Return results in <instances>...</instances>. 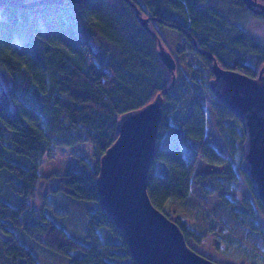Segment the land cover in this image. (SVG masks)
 <instances>
[{"label": "trees", "instance_id": "obj_1", "mask_svg": "<svg viewBox=\"0 0 264 264\" xmlns=\"http://www.w3.org/2000/svg\"><path fill=\"white\" fill-rule=\"evenodd\" d=\"M49 7L59 25L56 32L42 34L46 46L39 47L36 37H29L32 50H14L16 35L25 29L35 31L34 24H27L31 16ZM246 11L250 10L243 0H82L34 8L0 6V27L6 28L0 37V67L12 75L24 74L23 80L7 86L0 82V180L22 197L12 204V197L5 199L0 191V264H40L37 254L15 236L16 226L37 243L69 257L71 264H138L123 232L100 204L96 178L101 156L118 137L119 117L158 93L165 105L148 177L152 203L172 218V198L195 199L196 193L204 200L223 192L221 212L228 224L264 250V207L241 166L243 130L239 119L209 89L213 62L198 49L214 54L223 67L257 76L264 64V42L237 22ZM140 16L149 18L147 26ZM164 26L188 45L170 49L175 59L187 49L202 60L205 70L200 76L188 75L179 62L171 73L161 60L158 39L166 41ZM32 78L38 85L30 92ZM197 81L212 96V117L205 115L204 102L190 88ZM182 107L187 112L176 121ZM206 124L214 127L219 149L205 140ZM84 142L93 145L95 165L81 157L80 169L40 174L42 159L54 157L56 147ZM198 156L228 167L195 172ZM242 180L250 191L247 198L225 194L236 191ZM60 192L90 202L85 241L43 211L46 197ZM38 197L42 200L37 207ZM172 219L187 240H202L204 233L187 226L182 216ZM246 247L240 240L239 254L253 252Z\"/></svg>", "mask_w": 264, "mask_h": 264}, {"label": "water", "instance_id": "obj_2", "mask_svg": "<svg viewBox=\"0 0 264 264\" xmlns=\"http://www.w3.org/2000/svg\"><path fill=\"white\" fill-rule=\"evenodd\" d=\"M81 1L0 0V6L34 8ZM243 1L256 14L264 13V2ZM140 19L147 26L149 18ZM158 43L161 60L174 73L175 57L161 39ZM212 69L214 75L208 80V87L242 124L241 166L264 207V64L257 76L223 67L215 58ZM164 105V96L158 93L144 106L123 113L117 120L118 137L99 162L96 186L100 204L123 232L138 264H223L192 248L180 225L149 197V170Z\"/></svg>", "mask_w": 264, "mask_h": 264}, {"label": "rangeland", "instance_id": "obj_3", "mask_svg": "<svg viewBox=\"0 0 264 264\" xmlns=\"http://www.w3.org/2000/svg\"><path fill=\"white\" fill-rule=\"evenodd\" d=\"M259 1L264 2V0ZM236 20L259 41L264 42V15L246 11L245 15L242 14V16L238 17ZM27 24H34L35 31L29 33V29H25L21 35H16L15 40L11 43L14 50H32L28 41L29 37H36V45L45 47L46 43L41 40L42 34L56 32L58 30L59 20L54 8L49 7L45 11L34 13ZM5 32L6 28L0 27V37ZM161 32L166 38V41L163 43L166 49L175 50L188 46L181 35L168 26L161 28ZM176 60L181 64L182 69L186 70L188 75H192L193 72L195 75L200 76L201 71L205 70V65L202 60L187 49L180 53ZM187 65H192L193 68H189L188 70ZM23 78L24 74L19 71L12 75L7 70L0 67V82L5 86L15 80L21 81ZM32 82L30 92L37 88L38 85L34 78H32ZM199 82H192L190 88L194 91V94L204 102L205 115L207 117H212L213 113L210 109L213 102L212 96ZM30 92H26V95L29 96ZM186 103L187 106L191 104V102ZM186 112L187 108L182 107L177 116H175V120L177 121L178 118L183 116ZM240 127L242 129V126ZM205 140L216 149H219L220 139L214 127L210 124H206ZM81 157L87 159L92 165H95L92 143L84 142L67 147H56L54 157L43 158L38 170L40 174L48 175L50 173H66L72 169H80L82 167ZM28 164L31 163L28 162ZM227 167V163L212 164L202 159L201 156H198L195 164V172L225 170ZM0 191L3 198L8 199L12 197L10 198L12 204H17L22 199L20 195L12 194L8 188H5L1 180ZM222 193L223 192H216L207 196L204 200L200 199V195L196 193H194L195 199L172 198L171 205L174 206L175 209L172 218L175 219L180 215L187 226L196 228L199 232L204 233L200 242H196L193 238H189L187 242L192 248L207 257L223 264H264V250L257 248L246 238H241L240 234L232 228L233 226L228 224L225 215L222 214ZM225 194L227 196L234 195L239 200H242L250 195V191L247 183L242 180L241 183L238 184L236 191H226ZM41 200V197L37 198V207ZM90 207L89 201L74 198L60 192L50 193L46 197L43 211L50 216L53 221L67 229L73 236L85 241L87 234V211ZM40 212L41 211L38 210V213ZM13 230L17 239L24 242L37 254L40 264H71L69 257L37 243L33 238L27 236L21 227H13ZM105 233L106 232H104L103 236L110 239V236L105 235ZM240 240L247 246L246 249L253 250L251 254H245L246 251L239 254Z\"/></svg>", "mask_w": 264, "mask_h": 264}, {"label": "bare ground", "instance_id": "obj_4", "mask_svg": "<svg viewBox=\"0 0 264 264\" xmlns=\"http://www.w3.org/2000/svg\"><path fill=\"white\" fill-rule=\"evenodd\" d=\"M249 9V8H248ZM251 12H253V13H255L252 9H249ZM200 48H201V50H200ZM200 51H202V53H205L206 55H209L210 56V58L212 59V62H214V58L217 60V58H216V56L214 55V54H209L208 52H207V50L206 49H204V48H202V47H199L198 48ZM213 56V57H212ZM218 61V60H217ZM219 63V62H218ZM213 65V64H212ZM240 124H241V122H240ZM241 126H242V124H241ZM242 130H243V128H242Z\"/></svg>", "mask_w": 264, "mask_h": 264}]
</instances>
